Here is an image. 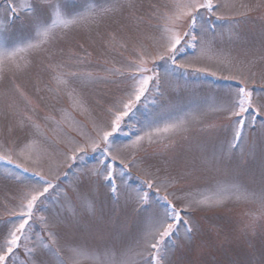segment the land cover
Here are the masks:
<instances>
[{"label": "rangeland", "instance_id": "1", "mask_svg": "<svg viewBox=\"0 0 264 264\" xmlns=\"http://www.w3.org/2000/svg\"><path fill=\"white\" fill-rule=\"evenodd\" d=\"M32 2L39 11L40 0ZM173 2L63 0L65 18L77 14L87 18L67 29H54L47 43L18 53L15 62L5 64L0 72V154L10 155L12 162L0 160V228L15 219L12 212L18 210L23 190L35 179L31 171L23 170L29 168L58 185L39 207L37 217H46L57 233L61 257L68 260V246L78 245V264H100L107 259L106 250L117 254L131 250L135 264H147L142 237L154 206L141 209L132 189L144 188L140 178L147 179L145 173L150 172L170 184L167 192L210 201L184 214L193 227L191 237L181 228L165 264H264V200L260 198L264 193V113L256 114L255 128L246 127L239 145L230 149L236 118L225 110L239 87L253 91L254 103L264 104V0H213L214 12L202 9L193 29L195 47L182 42L176 65L166 59L155 61L159 91L150 86L131 119L125 118L114 134V146L121 149L132 177L127 190L117 181L118 201L102 176L85 175L96 166L98 153L89 152L75 163L66 159L74 144L95 135L94 124L110 120L108 109L126 95L131 83L117 70L126 69L137 58L141 44L155 53L161 13ZM105 8L115 10L100 11ZM176 27L183 33L188 21ZM34 36L31 15H13L5 0H0V43L7 41L11 48ZM147 66L153 67L150 58ZM70 72L77 73V78L67 77ZM180 121L177 130L155 131ZM137 136L144 138L134 146ZM233 184L239 190L215 203L219 188L231 189ZM74 188L94 200L95 217L80 208ZM245 191L256 195L242 198ZM65 192L77 206L75 218ZM164 194L161 189L160 195ZM173 202L177 207L184 203ZM41 227L38 220L36 231ZM40 259L44 264L57 261L46 250ZM17 260L23 264V250Z\"/></svg>", "mask_w": 264, "mask_h": 264}, {"label": "snow or ice", "instance_id": "2", "mask_svg": "<svg viewBox=\"0 0 264 264\" xmlns=\"http://www.w3.org/2000/svg\"><path fill=\"white\" fill-rule=\"evenodd\" d=\"M7 11L16 15L18 12L31 15L34 26L35 36L33 39L22 45H14L11 48L7 46V41L0 43V72L3 71L7 62H15L18 53L25 52L29 49L39 48L43 43H47L55 35L54 29H67L85 20L87 17L83 14H77L71 18H65V10L63 0H40V10L36 11L37 6L32 0H5ZM217 6L213 0H180L171 5H166V11L161 13L162 24L159 26L160 36L154 38L155 53L149 51L143 44L136 51V59L130 60L126 69H118L120 75H127V79L131 82L126 95L121 98L115 105L108 109L111 114L107 124H94L95 135L87 136L83 143H76L71 148V154L66 155V159L75 163L78 159L83 161L89 152L99 154L96 166L89 169L86 176H102L110 190V194L117 201L120 195L121 185L127 190L129 181L132 177L128 173L129 164L121 157V149L114 146V134L121 130V126L125 123V118L131 119L130 114L133 113L137 105L142 101V98L150 91V86L159 91L160 76L155 71V61L167 60L171 64H177V57L182 52V42L195 47L197 35L193 29L198 25V18L201 10L214 12ZM115 8L100 9L101 12L114 11ZM92 11L91 9L89 10ZM188 21V30L181 33L177 30V25ZM203 30V26L201 25ZM37 37H43V40L37 41ZM149 58L153 63V67L149 68ZM17 68L19 64H15ZM180 64L179 67H184ZM199 71H203L200 69ZM67 77L77 78V73H67ZM154 82V84H153ZM65 86H68L69 80L63 81ZM225 110L231 117H235L233 129V142L229 144V148H235L239 145L244 137L245 128H255L256 114L264 113V104H256L253 101V91L246 87H239L234 96L230 97ZM250 117V119L248 118ZM182 121L172 124H166L163 129L157 127V133L163 131L165 133L174 131L180 128ZM261 129L264 130V123L261 124ZM264 134V133H262ZM146 135L151 138L152 133ZM142 136H137L132 144L138 145L143 139ZM24 153L21 152V155ZM0 160L12 162L10 155L0 154ZM118 162V163H117ZM33 164L39 163L38 160H33ZM23 167V165H18ZM71 167V164H69ZM25 172H32L34 181L30 182L23 190L22 196L18 204V210H13L12 216L14 220L5 222L8 226L0 228V264H18L17 257L21 254L25 255L23 264H44L40 259V253L47 251L57 257L56 264H78L75 259L80 246H68V251L71 254L68 260L61 257L60 240L56 232L49 226V221L43 215L37 217L39 207L48 199L51 191H55L58 185L52 179H48L41 171H35L29 168L23 169ZM67 176V173H64ZM147 179L140 178V182L144 188H134L135 199L143 210H148L154 206V210L147 217V227L143 233L142 251H148L147 264H165L167 253L170 247L175 246L173 237L178 238L181 228L187 237H191L193 227L191 222L185 218L187 210L194 205H202L210 203L206 199H186L185 197L176 196L174 192H167L170 184L159 180L152 173L146 172ZM17 179H21L17 176ZM58 179V177H57ZM145 188L147 190H145ZM155 189L153 193L151 190ZM161 189H164V195H160ZM233 189L239 190V186L233 184L231 189L219 188L221 193L214 202L221 203L226 196L233 194ZM77 194V199L80 202V208L95 217L97 209L93 199L84 196L78 189H73ZM255 193H245L242 198L254 197ZM173 199H170L169 197ZM154 197V198H153ZM260 198L264 200V193ZM65 200L68 210L72 217H77V206L73 203L70 196L65 192ZM184 201L181 207L173 202ZM39 220L42 227L36 231L37 221ZM46 233V237L44 235ZM34 237V238H33ZM137 243H140L139 241ZM129 251H122L117 254L115 251L106 250V260L100 264H135ZM140 255L141 252L135 253Z\"/></svg>", "mask_w": 264, "mask_h": 264}]
</instances>
